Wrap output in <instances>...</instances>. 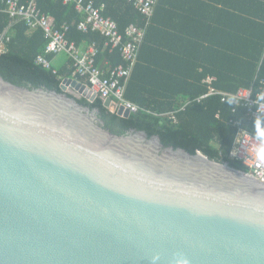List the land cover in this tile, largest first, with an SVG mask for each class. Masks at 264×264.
<instances>
[{"label": "water", "instance_id": "1", "mask_svg": "<svg viewBox=\"0 0 264 264\" xmlns=\"http://www.w3.org/2000/svg\"><path fill=\"white\" fill-rule=\"evenodd\" d=\"M62 88L0 74V264H169L176 252L264 264V182L158 135L117 134L79 102L98 98L89 86Z\"/></svg>", "mask_w": 264, "mask_h": 264}, {"label": "trees", "instance_id": "2", "mask_svg": "<svg viewBox=\"0 0 264 264\" xmlns=\"http://www.w3.org/2000/svg\"><path fill=\"white\" fill-rule=\"evenodd\" d=\"M93 1L103 6V15L116 21L122 33L131 23H143L142 15L128 0ZM162 1H158L156 13ZM36 2L43 12L54 17L58 26L70 25V40L78 45L99 44L98 66L108 70L123 62L118 49L105 47L106 39L99 32L78 29L83 16L74 4L63 0ZM234 8L229 23H222L217 32V39L197 40L199 45L206 43L199 53L167 44L164 37L169 33L155 29L153 18L126 89V97L140 105V111L122 117L106 108L100 97L94 102L84 98L79 102L98 108L105 127L117 134L132 129L145 131L150 137L158 135L166 146L181 147L192 154L201 151L210 159L243 169L230 154L241 129L257 134V120L247 117L245 107H237L234 112V106L222 102L219 95L197 100L208 92V76H214V87L227 92L247 87L257 90L264 82V0H238ZM6 30L10 40L6 51H0V74L6 79L60 93L64 78L84 81L75 73L71 60L70 69L54 64L47 68L37 63L48 42L44 32L29 28L24 20L11 22L7 12L0 10V36ZM53 56L48 55V59L51 61ZM234 120H239L241 126L232 125Z\"/></svg>", "mask_w": 264, "mask_h": 264}, {"label": "built area", "instance_id": "3", "mask_svg": "<svg viewBox=\"0 0 264 264\" xmlns=\"http://www.w3.org/2000/svg\"><path fill=\"white\" fill-rule=\"evenodd\" d=\"M63 1L66 4H74L77 11L82 14L83 19L78 23L79 30L99 32L106 39L105 47L120 51L123 60L121 64L108 70L98 66L96 58L100 53L99 44L93 42L82 47L70 40L68 38L70 25L58 26L53 16L38 7L36 0H0V10L7 12L11 22L24 20L29 28L41 29L44 32L48 42L44 53L37 57V63L51 68L52 63L48 55L65 54L72 61L77 76L84 80H80L82 83L89 86L103 101L112 99L116 106L114 112L117 113L120 106L131 113L140 111L142 107L126 97V89L159 0H128L142 15L143 23H131L124 33L120 32L116 21L103 15V6H97L93 0ZM9 40L7 32L0 36L1 52L6 51V43ZM213 80L212 76L205 79L208 83V92L201 95L198 101L208 96L219 95L222 102L228 103L229 98L235 96L236 102L231 103L234 112L237 111V107H245L246 115L251 120L264 119V99H260L261 95H264V82L257 90L247 87L240 88L237 92H227L214 87ZM232 125L241 126L239 120L232 121ZM259 143L264 145V134H261ZM257 144L256 133L241 129L230 157L240 162L247 174L264 182V162L258 161L255 156Z\"/></svg>", "mask_w": 264, "mask_h": 264}, {"label": "crops", "instance_id": "4", "mask_svg": "<svg viewBox=\"0 0 264 264\" xmlns=\"http://www.w3.org/2000/svg\"><path fill=\"white\" fill-rule=\"evenodd\" d=\"M237 4L238 0H163L157 13L154 12V28L169 33L164 37L167 44L199 53L206 43L199 45L197 40L203 37L217 39L222 23H229L230 12L236 10ZM51 61L60 69L71 67L65 54H56Z\"/></svg>", "mask_w": 264, "mask_h": 264}, {"label": "clouds", "instance_id": "5", "mask_svg": "<svg viewBox=\"0 0 264 264\" xmlns=\"http://www.w3.org/2000/svg\"><path fill=\"white\" fill-rule=\"evenodd\" d=\"M260 99H264V95H261ZM237 97H230L228 103H235ZM257 141L255 156L258 161L264 162V145L259 143L261 134H264V119H257ZM161 259L159 253L154 254L151 257L152 264H157V262ZM169 264H191L190 259L183 252H176L171 255L169 258Z\"/></svg>", "mask_w": 264, "mask_h": 264}]
</instances>
